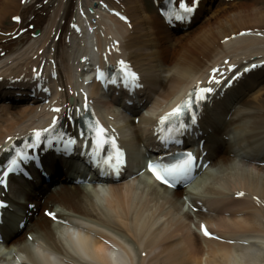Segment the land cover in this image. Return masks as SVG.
Wrapping results in <instances>:
<instances>
[{"label":"bare ground","instance_id":"6f19581e","mask_svg":"<svg viewBox=\"0 0 264 264\" xmlns=\"http://www.w3.org/2000/svg\"><path fill=\"white\" fill-rule=\"evenodd\" d=\"M21 1L0 0V52H6L0 57V94L4 95L0 101V154L9 144L8 137L15 140L27 136L35 130L38 119L52 118L49 107L41 108L38 103L8 105L14 91L22 92L24 87L14 81L31 79L32 69L45 62L49 48H54L57 83L67 100L72 89L71 64L87 58L81 50L74 52L67 41L68 23L75 17L77 0H48L47 4L43 0H26L24 5ZM262 2L203 0L194 25L174 30L149 11L146 0H121L131 27L112 18L99 21L97 48L106 50L115 39L119 40L120 48L113 55L127 58L140 69L144 90H148L147 110L153 106L155 111H164L179 94H186L201 77H207L215 65L228 60L243 68L264 57ZM17 15L23 19L21 28L34 22L33 32L40 33L37 38H32L30 31L17 40L5 35L19 28L10 25L11 17ZM244 30H252L253 34L239 38L237 35ZM255 77L253 83L245 85ZM234 86L232 92L243 89L242 92L233 95L227 105L226 98L212 100L201 113L199 123L192 127L195 134L207 139L206 149L212 161V170L202 179L198 192L184 197L141 179L135 185L119 184L106 194L68 185L47 197L44 208L55 212L63 222H81L88 229L91 240L86 238L79 246L94 264L107 262L106 243L113 241L111 231L135 246L133 264H225L229 260L244 264L240 259L251 248L257 249L259 264H264V72L245 76ZM115 101L113 98L107 103L105 111L119 109ZM66 113L70 118H65V124L75 135V112ZM124 122L125 127L119 126V131L125 146L130 150L138 146L155 148L151 142L156 122L140 113ZM239 192L244 196L237 195ZM11 195L12 206L28 208L20 202L32 196L22 183ZM184 198L199 209L194 218L209 223L225 241H206L193 230L198 223L187 213ZM42 210L33 215L31 230L20 234L15 243L25 242L29 234L34 238L31 243L69 259L63 233ZM234 240L248 243L241 247V254L236 250L239 247L231 243ZM0 264H8L7 259L1 258Z\"/></svg>","mask_w":264,"mask_h":264},{"label":"snow or ice","instance_id":"6c2138e0","mask_svg":"<svg viewBox=\"0 0 264 264\" xmlns=\"http://www.w3.org/2000/svg\"><path fill=\"white\" fill-rule=\"evenodd\" d=\"M198 4V0H179L178 10L170 12V16H174L175 20H184L189 17L194 11L195 6ZM119 16L120 14L117 13ZM18 23L21 21L20 16L13 17ZM125 19V17H121ZM75 27V25H74ZM227 63V62H225ZM122 67L119 69L120 76L123 77L125 84L128 83L129 78L132 80L138 81L139 76L135 71H131L130 67L125 64L123 60L120 61ZM255 67V65H253ZM219 69L213 68L212 75L209 77L207 82L208 86H200L199 84L194 85L191 92H189L186 98L179 104H177L170 112L166 113L159 120L160 125H168L175 127L179 132H186L188 124L186 123L185 117H190L192 123H196V109L200 107L204 102L207 101L209 95L213 93L214 88L211 87L213 82L217 85L221 83V79L217 78V73ZM101 76L104 74L101 72ZM107 79V77H105ZM116 80L113 79V83ZM85 112L82 118L88 117L89 114L92 119L86 121L88 125V131L93 134L94 144L92 146V153L95 156L97 149L103 145L101 148V157L95 161L99 166L102 162L108 167L113 169V172L119 175L120 170L126 165V160L124 157L123 151L118 146L115 135H109L108 130L101 124L98 119H95V111L89 107L87 96L84 97ZM54 112L59 113L61 109L56 107L53 109ZM79 111V109H77ZM59 117H53L52 123L48 128L35 129L33 130V139L31 142H25L24 148L28 151H24L20 148H15L16 155L11 157L8 162L7 168L3 172V175L7 177L14 170L19 169L22 161H27L30 159V152L33 149H38L42 146L45 139L51 144L52 133L55 130ZM171 127L168 128L171 131ZM114 132V130H113ZM84 132L80 133V136L83 137ZM11 139V138H9ZM70 142L75 143L74 140ZM177 143L179 141H176ZM108 146H111L113 151L107 152L106 149ZM15 147V146H14ZM206 167L202 163L200 157L195 155L192 151H183L178 153H173L167 157H160L155 161L149 160L146 168L151 173V175L163 186L167 188L175 189L178 186L188 187L190 184L194 183L199 175V169ZM0 185L7 187V182L5 179H0ZM239 196H243V192L237 193ZM6 207V204L3 200H0V208ZM52 219H56L55 214L52 212L47 213ZM201 229L204 232L205 236H212L213 234L203 225H200ZM218 238V237H217ZM31 239V237H29ZM2 242V238H0Z\"/></svg>","mask_w":264,"mask_h":264},{"label":"rangeland","instance_id":"374dc122","mask_svg":"<svg viewBox=\"0 0 264 264\" xmlns=\"http://www.w3.org/2000/svg\"><path fill=\"white\" fill-rule=\"evenodd\" d=\"M148 5H149L150 7H152L151 4H148ZM262 5H264V3H262Z\"/></svg>","mask_w":264,"mask_h":264}]
</instances>
